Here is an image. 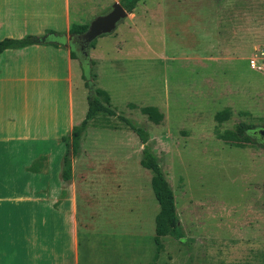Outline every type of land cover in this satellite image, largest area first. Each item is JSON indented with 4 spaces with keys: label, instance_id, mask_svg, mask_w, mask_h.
Returning a JSON list of instances; mask_svg holds the SVG:
<instances>
[{
    "label": "rangeland",
    "instance_id": "obj_1",
    "mask_svg": "<svg viewBox=\"0 0 264 264\" xmlns=\"http://www.w3.org/2000/svg\"><path fill=\"white\" fill-rule=\"evenodd\" d=\"M115 1L121 0H51L50 15L28 18L27 31L14 36L54 30L70 50V26L89 23ZM46 21L52 29L44 31L37 24ZM6 32L0 28V39ZM50 45L0 54L7 60L0 77L9 78L0 82V119L4 131L18 133L8 138L2 130L0 147L48 151L56 159L69 121L85 116L88 88L77 73L71 83L65 79V50ZM88 56L93 87L109 96L105 104L147 129L185 238L161 236L155 256L159 207L151 171L140 165L143 144L118 116L99 114L71 155L73 180L61 186L72 189L76 204L78 264H264V145L256 134L242 145L221 138L240 122L264 126V0H140L113 32L93 40ZM7 106L17 122L7 123ZM142 106L157 107L162 121H150ZM225 109L228 117L218 120ZM10 156L4 150L2 180L20 167ZM5 182L0 196L19 194L18 181L14 191ZM21 206L0 199V209ZM11 220L2 219L4 228ZM7 246L4 264L14 259Z\"/></svg>",
    "mask_w": 264,
    "mask_h": 264
},
{
    "label": "crops",
    "instance_id": "obj_2",
    "mask_svg": "<svg viewBox=\"0 0 264 264\" xmlns=\"http://www.w3.org/2000/svg\"><path fill=\"white\" fill-rule=\"evenodd\" d=\"M50 13L51 0H0V28H5L7 31L4 38H15L14 35L22 31L25 33L28 29L26 25L28 18H41L42 14L50 15ZM37 25L44 31L52 29L48 28V21L44 22V25ZM16 38L21 37L17 36ZM43 45L45 44L27 47L40 48ZM50 46L55 50L61 48L65 50V79L71 83L70 77L77 73L82 83L78 61L70 56V50L61 45ZM6 61L0 58V69L1 64ZM8 79L0 77V82ZM7 99L9 103H12L9 98ZM3 108L4 104L0 97V117L4 114ZM4 118L7 123L18 121L10 114L8 106ZM75 124L74 121H69V132ZM5 128L3 119H0V132L3 130L2 132L6 133L8 138L13 135L18 137L16 130L13 131L10 128L4 131ZM42 137L44 138V136ZM64 137H67L66 133ZM54 138L59 144L63 140L60 133H56ZM66 149L67 146L64 141V150L63 153L61 151L58 153V161V158H52L48 151H35L30 148L20 149L19 147L4 149L0 147V186L6 181V190L14 191L10 185L17 183V181L21 185V188L17 191L19 194L0 196V199L6 198L11 202L14 200L21 201L25 207H19L23 208L21 210L0 209V264H4L1 260L4 242L8 245L6 248L9 249V253L14 255L13 260H6L7 264H78L79 222L76 204L72 200V189L70 188V193H68L66 187H61L68 182L61 177L62 160L66 154ZM4 150L7 155H11L8 160L15 164L19 163L20 166L16 172H11V169H9L10 176L8 178L10 179L8 180L6 177L2 180L4 170L2 155ZM19 153L23 155L21 162H18L13 156ZM13 163L9 165V168L13 166ZM65 191L66 195H64ZM60 195L63 196L60 197ZM3 218L13 220L9 221L4 228Z\"/></svg>",
    "mask_w": 264,
    "mask_h": 264
},
{
    "label": "trees",
    "instance_id": "obj_3",
    "mask_svg": "<svg viewBox=\"0 0 264 264\" xmlns=\"http://www.w3.org/2000/svg\"><path fill=\"white\" fill-rule=\"evenodd\" d=\"M139 1L140 0H121L120 3L126 11L130 12ZM87 26L88 23H73L70 26L68 33L79 35L86 30ZM58 35L59 34L54 30H48L42 35L28 34L21 38H3L0 40V53L7 49L23 48L36 44H64L65 40H57L56 37H58ZM89 46H93V41ZM70 56L74 59H79V64L82 67L81 77L84 80L85 86L88 88L87 111L84 118L71 128L67 137V149L62 160L61 177L66 181L71 179L72 159L69 157V150L71 151L72 157L78 155L81 137L91 120L99 114L116 115L123 120L124 123L138 136L141 144H143L140 165L151 171L150 185L159 207L154 218V240L157 251L155 256H157L158 252L162 248L159 241L161 236L170 235L175 239L184 240L185 235L176 211V201L173 189L166 178L157 155L148 144L149 133L145 127L137 124L130 118L117 114L113 109L109 108L105 104L109 102V96L105 90L93 87L90 68V66L93 65V61H90L89 56L80 57L74 46L70 49ZM140 111L153 123H159L163 119V113L155 106H142L140 107ZM228 114V110L225 109L217 114V119H226ZM253 129H256V127L240 122L236 124L234 130L226 132V134L222 135L221 138L237 145L253 142L254 139H252V137H255L252 135L253 132L251 130ZM256 137V141L264 145L263 139H260L259 135Z\"/></svg>",
    "mask_w": 264,
    "mask_h": 264
},
{
    "label": "water",
    "instance_id": "obj_4",
    "mask_svg": "<svg viewBox=\"0 0 264 264\" xmlns=\"http://www.w3.org/2000/svg\"><path fill=\"white\" fill-rule=\"evenodd\" d=\"M128 13L129 11H126L120 2L115 1L106 12L94 15L84 32L79 35L70 33L68 39L70 41L74 38L78 41L81 45L79 49L85 56H88V47L90 43L100 35L113 32ZM69 47H71V45H69ZM255 133L264 141V126L256 128ZM69 157H71L70 150Z\"/></svg>",
    "mask_w": 264,
    "mask_h": 264
},
{
    "label": "flooded vegetation",
    "instance_id": "obj_5",
    "mask_svg": "<svg viewBox=\"0 0 264 264\" xmlns=\"http://www.w3.org/2000/svg\"><path fill=\"white\" fill-rule=\"evenodd\" d=\"M74 43H75V44H74ZM69 45H71V47H72V46H74V47H75V46H78L79 48L81 47L80 43H78V41H76L74 38L71 39V40L69 41ZM255 130H256V129L251 130V131L253 132V134H252L253 136L256 134V133H255Z\"/></svg>",
    "mask_w": 264,
    "mask_h": 264
},
{
    "label": "built area",
    "instance_id": "obj_6",
    "mask_svg": "<svg viewBox=\"0 0 264 264\" xmlns=\"http://www.w3.org/2000/svg\"><path fill=\"white\" fill-rule=\"evenodd\" d=\"M250 63H252V65H253V61H251Z\"/></svg>",
    "mask_w": 264,
    "mask_h": 264
}]
</instances>
